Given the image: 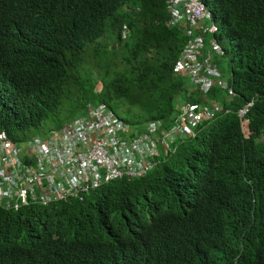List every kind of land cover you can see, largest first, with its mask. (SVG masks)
Masks as SVG:
<instances>
[{"label":"trees","instance_id":"1","mask_svg":"<svg viewBox=\"0 0 264 264\" xmlns=\"http://www.w3.org/2000/svg\"><path fill=\"white\" fill-rule=\"evenodd\" d=\"M200 1L234 53L232 102L173 73L189 38L167 26V0H0V133L14 141L71 124L86 104L140 133L172 126L178 104L231 112L139 179L82 201L0 207V264H264V0ZM65 98L76 112L57 125ZM251 101L246 138L237 112Z\"/></svg>","mask_w":264,"mask_h":264},{"label":"built area","instance_id":"2","mask_svg":"<svg viewBox=\"0 0 264 264\" xmlns=\"http://www.w3.org/2000/svg\"><path fill=\"white\" fill-rule=\"evenodd\" d=\"M168 27H185L188 41L173 72L190 81L199 95L211 88L235 96L221 81L214 62L224 51L213 36L217 29L200 0H167ZM207 38V41H205ZM254 103L238 112L243 128ZM221 107H181L168 129L148 123L140 133L117 119L104 106L88 105L85 117L47 138L34 137L19 146L0 134V207L18 212L82 197L115 180H133L147 174L161 158L175 151L178 140L194 136L193 127L212 121Z\"/></svg>","mask_w":264,"mask_h":264},{"label":"rangeland","instance_id":"3","mask_svg":"<svg viewBox=\"0 0 264 264\" xmlns=\"http://www.w3.org/2000/svg\"><path fill=\"white\" fill-rule=\"evenodd\" d=\"M223 48L229 49V54L223 57H216L214 62L217 66L218 72L221 74V80L225 84H230L231 81V59L233 56V50L231 48L230 42L228 40H223L221 43ZM113 110L120 115L122 118H126V114L123 110L119 108L113 107ZM76 110L71 106V102L69 99L65 98L63 102H61L60 107L58 109L57 118L55 119V123L57 125H63L68 123L75 115ZM79 117V116H78ZM57 126H53L52 124H46L40 130H31L25 134H19L20 138H24V140L28 141L35 136L43 135L44 133L56 129ZM245 133L247 136L250 135V131L247 130V127H244Z\"/></svg>","mask_w":264,"mask_h":264},{"label":"clouds","instance_id":"4","mask_svg":"<svg viewBox=\"0 0 264 264\" xmlns=\"http://www.w3.org/2000/svg\"><path fill=\"white\" fill-rule=\"evenodd\" d=\"M168 5V4H167ZM166 11H167V9H166ZM168 16V15H167ZM211 22H213V24H214V26L216 27V29H217V32L216 33H218V22L213 18V16H212V14H211ZM180 27H182L183 29H184V31H185V27L182 25V26H180ZM179 27V28H180ZM215 33V34H216ZM185 34H186V31H185ZM215 34L213 35L214 37H215ZM187 36V35H186ZM188 37V36H187ZM215 40H216V42L218 43V45H220L221 46V48L223 49V51H224V48L222 47V45H221V43L220 42H218L217 40H218V38H216L215 37ZM186 44H184V46H185ZM183 46V47H184ZM183 47H182V49H183ZM181 49V50H182ZM181 52V51H180ZM226 55V51H224V55L223 56H225ZM179 56V55H178ZM222 56V57H223ZM177 60V59H176ZM175 63H176V61H175ZM175 63H174V65H175ZM174 65H173V67H174ZM174 73V72H173ZM177 75V74H176ZM180 76V75H179ZM182 78H183V76H182ZM186 79V78H185ZM187 81L189 82V87L191 88V90L192 91H197L192 85H191V83H190V81L187 79ZM222 81V80H221ZM228 87H230L231 88V85L230 84H228ZM232 89V88H231ZM211 90V89H210ZM233 90V89H232ZM210 92V91H209ZM208 92V93H209ZM221 92H223L224 94H225V98H226V101H228V102H232V100H234L235 98H236V94H235V96L233 97V98H231V99H228L227 98V93L225 92V91H223V90H221ZM234 92V91H233ZM207 93V94H208ZM207 94H205V95H207ZM205 95H200V96H205ZM251 102H253L254 104H255V102L254 101H251ZM251 102H248V103H251ZM248 103H246L241 109H243ZM210 104H215V106H217V107H221L222 109H223V111H229V113L228 114H225V113H221V114H218L212 121H209V122H213V121H215L217 118H221V117H223V116H227V115H229L231 112H230V110L229 109H227V108H225L224 106H222L220 103H217V102H213L212 100H208V101H206L205 102V105H203V106H199L198 104H184V105H180V104H178L176 107H175V109H176V112H177V114H178V111H179V109L181 108V107H184V106H186V105H188V106H198L199 108H203V107H208ZM88 105H91V104H86L85 105V108L84 109H86L87 108V106ZM97 106H100V105H97ZM97 106H94V107H97ZM105 107V106H104ZM254 108V107H253ZM240 109V110H241ZM239 110V111H240ZM238 111V112H239ZM238 112H237V116H238ZM251 112V111H250ZM176 114V115H177ZM250 114V113H249ZM85 115H86V112H85V114L83 115V116H81V117H79V118H82V117H85ZM249 116V115H248ZM79 118H77V119H79ZM239 118V117H238ZM76 119V120H77ZM75 120V121H76ZM240 120V119H239ZM247 121H248V117H247ZM73 123V122H72ZM203 123H207V122H203ZM203 123H199L198 125H195L194 127H193V132H194V136H195V128H197L199 125H201V124H203ZM240 123H241V127H242V130H243V134H244V136L246 137V138H249V136H247L246 135V133H245V130H244V128H243V125H242V122H241V120H240ZM69 125V124H68ZM64 126H66V125H64ZM63 126V127H64ZM62 126L60 127V128H56V129H52V130H50V131H48V132H46V133H44L43 135H40V136H35V137H40V138H47L50 134H52V133H54V132H57V131H59V130H61L62 128H63ZM136 130V129H135ZM247 130L249 131V122H248V127H247ZM0 134H4L7 138H8V136L5 134V133H0ZM194 136H189V137H185V138H183V139H180V140H178V142L176 143V145H175V148H177V146H178V144L179 143H181V141H183L184 139H186V138H194ZM34 138V137H33ZM33 138H31L29 141H31ZM11 141H12V139L11 138H9ZM28 141V142H29ZM175 151H176V149H175ZM174 151V152H175ZM174 152H172V153H170V155L168 156V157H166V158H169ZM166 158H161V160H160V162H159V164L161 163V161H163L164 159H166ZM158 164V165H159ZM157 165H155L153 168H155ZM152 168V169H153ZM151 169V170H152ZM150 170V171H151ZM149 171V172H150ZM146 175V174H145ZM143 177V176H142ZM138 179H139V177H138ZM124 180V179H123ZM128 180V179H127ZM115 181H119V180H115ZM114 182V181H113ZM110 183H112V182H110ZM109 184V183H108ZM105 185H107V184H105ZM105 185H102L101 187H99V188H97V189H95L94 191H91V192H89V193H87V194H85L83 197H82V199L81 200H79V201H82L85 197H87L89 194H91V193H93V192H95V191H97L98 189H100V188H102L103 186H105ZM47 207V206H46ZM23 209H25V208H23ZM22 209H20L19 211H21ZM18 211V212H19Z\"/></svg>","mask_w":264,"mask_h":264},{"label":"crops","instance_id":"5","mask_svg":"<svg viewBox=\"0 0 264 264\" xmlns=\"http://www.w3.org/2000/svg\"><path fill=\"white\" fill-rule=\"evenodd\" d=\"M100 106H103V105H100ZM84 112H86V109H85V111ZM147 125V124H146ZM146 125H145V127H146ZM133 129H136V128H133ZM145 129V128H144ZM136 130H138V129H136ZM21 138L20 137H18V141H14V140H12L14 143H16V144H18L19 146H25L27 143H28V141H26V140H24V141H19ZM55 204V203H54Z\"/></svg>","mask_w":264,"mask_h":264}]
</instances>
